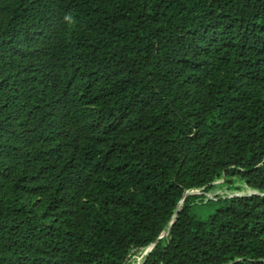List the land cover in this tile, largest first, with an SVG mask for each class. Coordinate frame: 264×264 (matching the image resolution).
I'll return each mask as SVG.
<instances>
[{"label": "trees", "instance_id": "trees-1", "mask_svg": "<svg viewBox=\"0 0 264 264\" xmlns=\"http://www.w3.org/2000/svg\"><path fill=\"white\" fill-rule=\"evenodd\" d=\"M153 243L264 264V0H0V264Z\"/></svg>", "mask_w": 264, "mask_h": 264}, {"label": "rangeland", "instance_id": "rangeland-1", "mask_svg": "<svg viewBox=\"0 0 264 264\" xmlns=\"http://www.w3.org/2000/svg\"><path fill=\"white\" fill-rule=\"evenodd\" d=\"M215 187L208 192V196L210 198H215L218 195L221 196H232L236 194H248L250 191H253V189L250 190L249 187L246 186V184L240 180H235L234 183H232L229 179L225 177H220L215 182ZM249 191V192H248ZM202 193V190H198L196 193ZM217 193V194H216ZM190 194V193H188ZM148 253L147 248L141 250L139 253H135L131 255V264H134L135 260L142 261L143 256H145Z\"/></svg>", "mask_w": 264, "mask_h": 264}, {"label": "water", "instance_id": "water-1", "mask_svg": "<svg viewBox=\"0 0 264 264\" xmlns=\"http://www.w3.org/2000/svg\"><path fill=\"white\" fill-rule=\"evenodd\" d=\"M198 190H199V189L187 190L186 193L184 194V197H185L188 193H190V194H192V193H196ZM253 190H254V191H252V192H250V193H248V194H236L235 196L251 195V194H258V193H259L257 190H255V189H253ZM198 193H199V192H198ZM233 196H234V195H233ZM183 199H184V198H183ZM183 199H182V201H180V203L178 204L177 212H178V210L180 209V206H181V203L183 202ZM176 216H177V214H175V217L170 221V224H169L168 229L165 230V231H164V232H163L158 238L164 237L165 235L168 234V232H169L171 226L174 224V222H175V220H176V219H175ZM157 240H158V239H157ZM154 245H155V243H153L152 245H150V246L147 247V250H148V253H147V254H149V252H151V250L153 249ZM141 263H142V262H141ZM141 263H140V264H141Z\"/></svg>", "mask_w": 264, "mask_h": 264}, {"label": "bare ground", "instance_id": "bare-ground-1", "mask_svg": "<svg viewBox=\"0 0 264 264\" xmlns=\"http://www.w3.org/2000/svg\"><path fill=\"white\" fill-rule=\"evenodd\" d=\"M250 190H251V188H250ZM253 191H254V190H253ZM248 192H249V191H248ZM250 192H252V191H250ZM216 194H217V193H216ZM134 264H140V261L135 260Z\"/></svg>", "mask_w": 264, "mask_h": 264}]
</instances>
